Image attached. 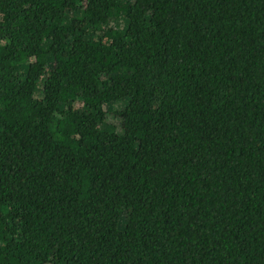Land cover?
<instances>
[{
  "label": "trees",
  "instance_id": "obj_1",
  "mask_svg": "<svg viewBox=\"0 0 264 264\" xmlns=\"http://www.w3.org/2000/svg\"><path fill=\"white\" fill-rule=\"evenodd\" d=\"M0 264H264V0H0Z\"/></svg>",
  "mask_w": 264,
  "mask_h": 264
},
{
  "label": "rangeland",
  "instance_id": "obj_2",
  "mask_svg": "<svg viewBox=\"0 0 264 264\" xmlns=\"http://www.w3.org/2000/svg\"><path fill=\"white\" fill-rule=\"evenodd\" d=\"M117 27L120 26V22L115 24ZM127 101H121L109 106V114L107 116V122L111 125H118L119 120L114 115L116 112L123 110L126 107Z\"/></svg>",
  "mask_w": 264,
  "mask_h": 264
}]
</instances>
